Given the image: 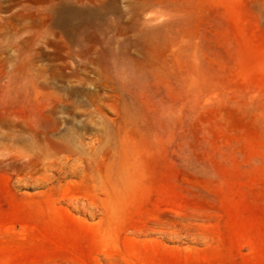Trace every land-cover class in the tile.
I'll return each mask as SVG.
<instances>
[{"label": "rangeland", "instance_id": "rangeland-1", "mask_svg": "<svg viewBox=\"0 0 264 264\" xmlns=\"http://www.w3.org/2000/svg\"><path fill=\"white\" fill-rule=\"evenodd\" d=\"M0 264H264V0H0Z\"/></svg>", "mask_w": 264, "mask_h": 264}]
</instances>
